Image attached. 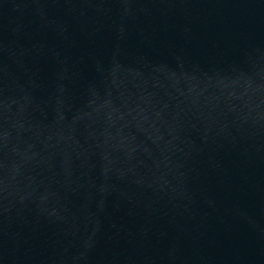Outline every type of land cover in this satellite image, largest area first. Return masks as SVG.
<instances>
[{
	"label": "water",
	"instance_id": "1",
	"mask_svg": "<svg viewBox=\"0 0 264 264\" xmlns=\"http://www.w3.org/2000/svg\"><path fill=\"white\" fill-rule=\"evenodd\" d=\"M0 264H264V0H0Z\"/></svg>",
	"mask_w": 264,
	"mask_h": 264
}]
</instances>
